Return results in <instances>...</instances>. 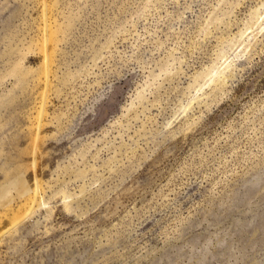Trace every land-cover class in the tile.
<instances>
[{"label":"rangeland","instance_id":"rangeland-1","mask_svg":"<svg viewBox=\"0 0 264 264\" xmlns=\"http://www.w3.org/2000/svg\"><path fill=\"white\" fill-rule=\"evenodd\" d=\"M0 264H264V0H0Z\"/></svg>","mask_w":264,"mask_h":264},{"label":"bare ground","instance_id":"bare-ground-1","mask_svg":"<svg viewBox=\"0 0 264 264\" xmlns=\"http://www.w3.org/2000/svg\"><path fill=\"white\" fill-rule=\"evenodd\" d=\"M37 204V203H36ZM36 206V205H35ZM33 212V211H32Z\"/></svg>","mask_w":264,"mask_h":264}]
</instances>
